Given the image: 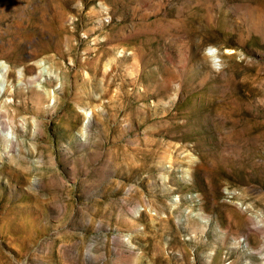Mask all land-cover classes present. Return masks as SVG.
Listing matches in <instances>:
<instances>
[{
    "label": "rangeland",
    "instance_id": "rangeland-1",
    "mask_svg": "<svg viewBox=\"0 0 264 264\" xmlns=\"http://www.w3.org/2000/svg\"><path fill=\"white\" fill-rule=\"evenodd\" d=\"M0 89V264H264V0H0Z\"/></svg>",
    "mask_w": 264,
    "mask_h": 264
},
{
    "label": "bare ground",
    "instance_id": "bare-ground-1",
    "mask_svg": "<svg viewBox=\"0 0 264 264\" xmlns=\"http://www.w3.org/2000/svg\"><path fill=\"white\" fill-rule=\"evenodd\" d=\"M213 50L214 49H211L212 51L211 54H213ZM0 92H1V89H0ZM14 117L10 116L8 109H5L4 111H0V131L5 132L9 124L14 121ZM9 143H10L9 146L11 150L15 147V145H17L12 139L9 140ZM252 222L254 223L256 230L264 234V221L261 219L258 220L255 218V219H252Z\"/></svg>",
    "mask_w": 264,
    "mask_h": 264
}]
</instances>
